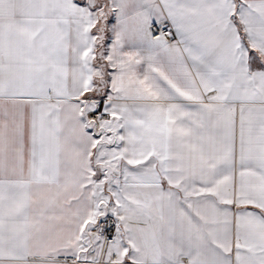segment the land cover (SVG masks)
<instances>
[{"label": "snow or ice", "instance_id": "6c2138e0", "mask_svg": "<svg viewBox=\"0 0 264 264\" xmlns=\"http://www.w3.org/2000/svg\"><path fill=\"white\" fill-rule=\"evenodd\" d=\"M0 264H264V0H0Z\"/></svg>", "mask_w": 264, "mask_h": 264}]
</instances>
